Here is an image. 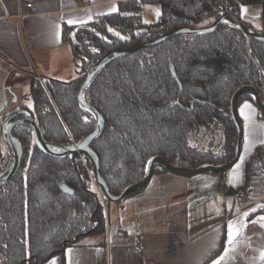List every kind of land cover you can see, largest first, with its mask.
I'll use <instances>...</instances> for the list:
<instances>
[{
  "label": "trees",
  "instance_id": "trees-1",
  "mask_svg": "<svg viewBox=\"0 0 264 264\" xmlns=\"http://www.w3.org/2000/svg\"><path fill=\"white\" fill-rule=\"evenodd\" d=\"M151 3L160 6L161 14L147 24L142 5ZM251 5L261 6L264 18V0H129L90 24L63 25L62 39L71 46L79 75L68 82L32 81L34 107L28 110L48 142L59 147L79 143L96 121L80 105L78 93L84 75L105 55L155 40L175 27L208 26L222 15L232 25L239 20L251 28L241 18L242 7ZM232 25L221 24L208 34L172 36L112 60L92 79L84 98L103 117L104 126L91 148L112 195L142 180L153 156L184 168L233 159L238 131L231 97L240 86L250 85L264 102V41ZM254 31L264 35V30ZM246 99L254 101L244 94L238 106ZM204 131L211 136L219 132L221 146L194 145ZM13 134L23 157L15 176L0 186V264H41L83 237L103 233L104 210L81 159L75 168L70 156L41 152L28 124L16 126ZM6 149L11 154L9 145ZM158 172L169 171L156 165ZM62 185L74 194H65Z\"/></svg>",
  "mask_w": 264,
  "mask_h": 264
},
{
  "label": "crops",
  "instance_id": "crops-1",
  "mask_svg": "<svg viewBox=\"0 0 264 264\" xmlns=\"http://www.w3.org/2000/svg\"><path fill=\"white\" fill-rule=\"evenodd\" d=\"M124 1L129 0H0L1 152L9 145L1 131L3 118L7 111L19 109L10 106L9 76L30 68L43 80L68 81L78 76V62L62 39L63 25L90 24L116 12ZM28 3L33 4L31 9L25 8ZM245 103L254 109L247 129L252 141L247 152L246 121L240 114ZM238 114L244 126L242 153L236 163L241 165L238 180L230 183L236 164L224 174L203 173L190 178L154 173L141 192L118 203H106L103 233L85 236L41 264H51L53 259L56 264H68L67 249H72V264H212L224 251L229 221L244 213H250L247 227L238 237L228 264H261L264 227L251 221L264 216V208L259 207L264 205V143H260L264 140V117L249 99L240 103ZM245 186L251 187L252 193L241 206L235 193ZM138 243L144 246L142 252Z\"/></svg>",
  "mask_w": 264,
  "mask_h": 264
},
{
  "label": "water",
  "instance_id": "water-1",
  "mask_svg": "<svg viewBox=\"0 0 264 264\" xmlns=\"http://www.w3.org/2000/svg\"><path fill=\"white\" fill-rule=\"evenodd\" d=\"M228 15H222L218 19H216L212 24L208 26L203 27H175L170 30H168L166 33L162 34L160 37H158L155 40L148 41V42H142V43H136L129 48L119 51V52H112L107 55H105L94 67H92L84 76L85 80L84 83L78 93V101L80 105L85 108L87 111L93 114L95 118V128L94 130L82 141L79 143H76L72 146L68 147H59L53 143L48 142L42 133V130L34 120L32 113L27 109H17L16 111L10 113L5 119L3 120L1 124V131L2 134L11 147L14 158L11 163V165L8 167V169L0 174V186L8 183L18 172L22 157H23V148L21 142L14 136L13 129L18 125L28 124L32 130H33V139L36 147L43 153L58 157V158H64L67 156H70L71 161L73 163V166L77 168V160L78 158H81L84 156L88 161L90 162L92 166V172H93V178L95 180L96 185L100 188L101 192L105 196L108 202L110 203H118L122 199H124L126 196L138 192L142 190L150 181L154 174V168L156 165H161L165 169H167L170 173L190 178L198 174L203 173H215V174H224L227 173L240 159L241 153H242V143H243V137H244V126L240 120L239 114H238V98L241 95L244 94H250L253 97L254 103L257 106L259 110L264 112V102L262 101L260 95L258 94L257 90L250 85H243L236 89L234 94L231 97L230 101V107H231V116L233 119V122L237 128L238 136L237 141L235 145V151H234V157L230 161L215 165L206 163L201 165L197 168H184V167H176L172 165L168 160H166L162 156H153L146 167V172L142 180L137 181L135 183H132L124 188V190L119 195H112L111 192L108 189V186L104 179L101 177L99 172V158L97 154L94 152V150L91 148V144L100 136L103 126H104V120L103 117L100 115V113L90 106L85 98L84 93L86 88L91 83L92 79L112 60H115L117 58H120L124 55L136 52L140 49L154 46L163 43L167 39H169L172 36L179 35V34H195V35H202V34H208L210 32H213L217 29V27L221 24L227 23L232 25L227 20ZM238 29H240L245 34L253 37L254 39H257L259 41H264V35H261L259 33H256L253 29L245 26L241 21L238 20L237 25H232ZM23 117L21 119H18L16 121H13L15 117ZM61 190L67 194V195H73V190L68 187L67 185H62Z\"/></svg>",
  "mask_w": 264,
  "mask_h": 264
},
{
  "label": "rangeland",
  "instance_id": "rangeland-1",
  "mask_svg": "<svg viewBox=\"0 0 264 264\" xmlns=\"http://www.w3.org/2000/svg\"><path fill=\"white\" fill-rule=\"evenodd\" d=\"M243 8L246 9V11L242 12L241 10V18L246 23V25L250 26L251 28H253L258 32L264 30V18L262 15L261 6L251 5V6H245ZM157 12H159V16H160L161 9L158 4H153V3L143 4L142 12H141L143 22L147 24L157 22L159 19ZM35 74L36 73L34 72V70L30 68L27 71L13 72L9 76V79L7 81V87L8 89L10 88V91H8L10 106L12 107L16 106L18 108L26 107L29 110H33L34 104H33V99L31 97V82L35 81L39 83H44V80L36 77ZM77 77L78 76L70 80L76 79ZM68 81H63V82H68ZM219 135L220 133L217 132L214 136H211L209 133L204 131L198 136H196L193 139L192 143L201 148H208L210 146H219V145L221 146V138ZM0 160L3 161L4 164L8 163L9 161L12 162L11 161L13 160L12 150L10 154V152L7 149H5L3 153V157H0ZM262 160L264 161V158ZM82 163L85 165L87 172L90 174V177L92 178V174H93L92 169L90 170L89 168H87L86 161L85 163L82 161ZM93 184L96 192H98L96 184L94 182Z\"/></svg>",
  "mask_w": 264,
  "mask_h": 264
},
{
  "label": "snow or ice",
  "instance_id": "snow-or-ice-1",
  "mask_svg": "<svg viewBox=\"0 0 264 264\" xmlns=\"http://www.w3.org/2000/svg\"><path fill=\"white\" fill-rule=\"evenodd\" d=\"M112 11H116L115 8L112 9ZM246 11L242 7V12ZM157 15L159 16V12H157ZM79 23H85L86 21H78ZM147 22V21H146ZM69 24L74 23V21H68ZM111 31V29H109ZM118 35V34H117ZM123 38V37H121ZM254 112V109H252V106L250 104L245 103L241 110L240 114L246 121V132H245V137H244V147H245V152H247L252 144V141L250 140V133L247 130L251 124V115ZM260 143H264V140L260 141ZM241 161H243V157H241ZM241 165L238 163L235 165L234 169V175L230 179V183L232 180H238L239 179V174L238 170L240 169ZM259 207L264 208V205H261ZM252 211H255L253 209ZM250 213H244L242 217L238 218L236 221H229L227 225V240L225 243V248L222 253L217 259L212 261V264H228L229 260L232 258L230 256V253H233L236 251V247L238 244V237L242 236L243 230L247 227V223H245L248 215ZM251 223H259L261 227H264V216L257 217L256 220L251 221ZM215 246V245H213ZM71 253L72 249H67L66 250V256L68 258V264H72L71 262ZM259 260L261 264H264V251L260 252ZM51 264H56V260L53 259L51 261Z\"/></svg>",
  "mask_w": 264,
  "mask_h": 264
},
{
  "label": "built area",
  "instance_id": "built-area-1",
  "mask_svg": "<svg viewBox=\"0 0 264 264\" xmlns=\"http://www.w3.org/2000/svg\"><path fill=\"white\" fill-rule=\"evenodd\" d=\"M32 7H33V4L32 3H28V4L25 5V8H27V9H31ZM18 16H19V18H22L24 16V14H21L20 13ZM80 159H81V161H83L85 163V157L84 156H82ZM92 179H93V182L95 183V180L93 178V174H92ZM97 190H98L97 193H98V197H99L100 203H101V205L103 207V210L105 211V205H106V203L108 201H107V199L105 198V196L103 195V193L101 192V190H100V188L98 186H97ZM251 193H252V188L249 187V186H245V187H243L242 189H240L239 191H237L235 193V197L238 200V203L241 206H244V205H246L248 203L249 196L251 195ZM143 249H144V246L142 244H139L138 245V250L140 252H142Z\"/></svg>",
  "mask_w": 264,
  "mask_h": 264
},
{
  "label": "flooded vegetation",
  "instance_id": "flooded-vegetation-1",
  "mask_svg": "<svg viewBox=\"0 0 264 264\" xmlns=\"http://www.w3.org/2000/svg\"><path fill=\"white\" fill-rule=\"evenodd\" d=\"M19 109H25L24 107H21V108H19ZM17 109L15 108V109H13L12 111H7L6 112V114H5V116H4V118H3V120L5 119V117H7L10 113H12V112H14V111H16ZM28 110V109H27ZM21 118H23L22 116L20 117H15L14 119H13V121H16V120H18V119H21ZM3 122V121H2ZM15 136V135H14ZM16 137V136H15ZM5 151V150H4ZM3 153L4 152H1L0 151V157H3ZM14 155V154H13ZM8 169V167H4V162L3 161H1L0 160V174L1 173H4L6 170Z\"/></svg>",
  "mask_w": 264,
  "mask_h": 264
}]
</instances>
